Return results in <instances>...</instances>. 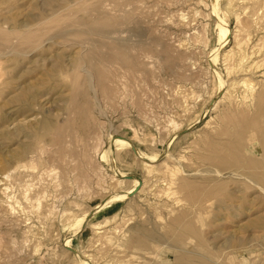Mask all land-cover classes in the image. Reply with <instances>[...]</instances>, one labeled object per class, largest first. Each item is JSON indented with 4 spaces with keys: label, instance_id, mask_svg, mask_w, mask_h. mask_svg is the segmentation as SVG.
<instances>
[{
    "label": "rangeland",
    "instance_id": "374dc122",
    "mask_svg": "<svg viewBox=\"0 0 264 264\" xmlns=\"http://www.w3.org/2000/svg\"><path fill=\"white\" fill-rule=\"evenodd\" d=\"M260 95L264 0H0V264H264Z\"/></svg>",
    "mask_w": 264,
    "mask_h": 264
},
{
    "label": "bare ground",
    "instance_id": "6f19581e",
    "mask_svg": "<svg viewBox=\"0 0 264 264\" xmlns=\"http://www.w3.org/2000/svg\"><path fill=\"white\" fill-rule=\"evenodd\" d=\"M222 27V26H221ZM223 29V28H222ZM225 29V28H224ZM223 29V30H224ZM223 30H222V33H223ZM224 32H225V30H224ZM238 82V84L240 85H242V86H244L245 87V90H247V92H249L250 93V95H253V93L254 92H256L255 90V88H257V87H255L256 85H258V83L257 84H255L252 80H251V78H244V79H242V80H240V82L239 81H237ZM236 82V83H237ZM235 84V83H234ZM233 86V85H232ZM233 88V87H232ZM260 97L261 98H263L264 96L263 95H260ZM116 143L117 144H128V142H126L125 140H123V139H116ZM263 144V143H262ZM154 160V159H153ZM153 160H151V161H153ZM128 179H129V177H128ZM137 180V179H136ZM137 184H139V183H137ZM131 192V191H130ZM128 193V192H127ZM129 194V193H128ZM122 197V196H121ZM123 197H125V195L123 196ZM83 260V259H82ZM83 261H85V263L86 264H91L90 263V261L89 260H83Z\"/></svg>",
    "mask_w": 264,
    "mask_h": 264
}]
</instances>
